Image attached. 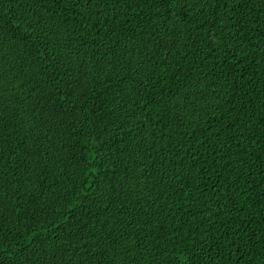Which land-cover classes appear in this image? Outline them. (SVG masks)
I'll use <instances>...</instances> for the list:
<instances>
[{"label":"trees","instance_id":"obj_1","mask_svg":"<svg viewBox=\"0 0 264 264\" xmlns=\"http://www.w3.org/2000/svg\"><path fill=\"white\" fill-rule=\"evenodd\" d=\"M0 264H264V0H0Z\"/></svg>","mask_w":264,"mask_h":264}]
</instances>
